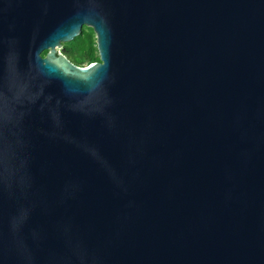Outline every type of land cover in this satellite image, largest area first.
I'll use <instances>...</instances> for the list:
<instances>
[{
    "label": "water",
    "instance_id": "95a60500",
    "mask_svg": "<svg viewBox=\"0 0 264 264\" xmlns=\"http://www.w3.org/2000/svg\"><path fill=\"white\" fill-rule=\"evenodd\" d=\"M0 264H264V0H0Z\"/></svg>",
    "mask_w": 264,
    "mask_h": 264
},
{
    "label": "trees",
    "instance_id": "16d2710c",
    "mask_svg": "<svg viewBox=\"0 0 264 264\" xmlns=\"http://www.w3.org/2000/svg\"><path fill=\"white\" fill-rule=\"evenodd\" d=\"M63 55L74 65L84 67L99 61L92 29L84 27L72 42L63 44ZM47 52H43L44 57Z\"/></svg>",
    "mask_w": 264,
    "mask_h": 264
}]
</instances>
